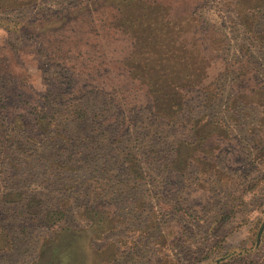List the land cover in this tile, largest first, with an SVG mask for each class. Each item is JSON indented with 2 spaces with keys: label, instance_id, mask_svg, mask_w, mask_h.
<instances>
[{
  "label": "rangeland",
  "instance_id": "1",
  "mask_svg": "<svg viewBox=\"0 0 264 264\" xmlns=\"http://www.w3.org/2000/svg\"><path fill=\"white\" fill-rule=\"evenodd\" d=\"M0 264H264V0H0Z\"/></svg>",
  "mask_w": 264,
  "mask_h": 264
},
{
  "label": "trees",
  "instance_id": "2",
  "mask_svg": "<svg viewBox=\"0 0 264 264\" xmlns=\"http://www.w3.org/2000/svg\"><path fill=\"white\" fill-rule=\"evenodd\" d=\"M0 117H1V114H0Z\"/></svg>",
  "mask_w": 264,
  "mask_h": 264
}]
</instances>
